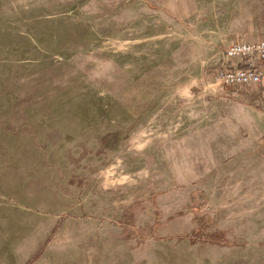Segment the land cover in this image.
<instances>
[{
	"label": "rangeland",
	"instance_id": "1",
	"mask_svg": "<svg viewBox=\"0 0 264 264\" xmlns=\"http://www.w3.org/2000/svg\"><path fill=\"white\" fill-rule=\"evenodd\" d=\"M259 39L264 0H0V264H264V85L214 78Z\"/></svg>",
	"mask_w": 264,
	"mask_h": 264
},
{
	"label": "built area",
	"instance_id": "2",
	"mask_svg": "<svg viewBox=\"0 0 264 264\" xmlns=\"http://www.w3.org/2000/svg\"><path fill=\"white\" fill-rule=\"evenodd\" d=\"M224 53L230 62L216 70V83L232 87L264 85V39L234 41Z\"/></svg>",
	"mask_w": 264,
	"mask_h": 264
},
{
	"label": "trees",
	"instance_id": "3",
	"mask_svg": "<svg viewBox=\"0 0 264 264\" xmlns=\"http://www.w3.org/2000/svg\"><path fill=\"white\" fill-rule=\"evenodd\" d=\"M217 236H219V235L214 234V235L212 236V238H211V241H213V242H218V243H220V242H224V239H220V238L217 237Z\"/></svg>",
	"mask_w": 264,
	"mask_h": 264
}]
</instances>
